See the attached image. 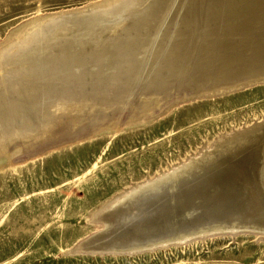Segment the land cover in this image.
Returning <instances> with one entry per match:
<instances>
[{
  "label": "rangeland",
  "instance_id": "rangeland-1",
  "mask_svg": "<svg viewBox=\"0 0 264 264\" xmlns=\"http://www.w3.org/2000/svg\"><path fill=\"white\" fill-rule=\"evenodd\" d=\"M163 1L0 0V104L53 57L111 74L148 22L141 81L46 101L37 84L38 116L0 128V264H264V0ZM175 53L186 71L148 85Z\"/></svg>",
  "mask_w": 264,
  "mask_h": 264
},
{
  "label": "bare ground",
  "instance_id": "bare-ground-1",
  "mask_svg": "<svg viewBox=\"0 0 264 264\" xmlns=\"http://www.w3.org/2000/svg\"><path fill=\"white\" fill-rule=\"evenodd\" d=\"M163 2V0H155L147 12L148 16L153 15ZM245 3L247 4V2L243 1L240 4ZM93 16L94 13L89 11L85 14L74 15L68 18L73 20L76 24H79L80 21L90 19ZM147 23L144 15L139 17L129 30L132 34L131 37L126 42H115L112 44L114 48L111 54L114 57L111 55V58H113V60L116 59L118 63L114 68L112 67V73L109 75H105L102 71V63L104 65L106 62L104 63L101 57H95L96 60L94 61L96 66L100 65V67H97L95 71H88L86 70V66L89 62L87 57L84 55L75 56L71 53L61 56L64 61L59 64L58 71H56V69L53 71V65L56 66V63L60 62L59 60H61V57H53L50 59L47 65H52V68L44 73H36L34 65H32V68L22 76L17 86L13 89V94L16 96V99L11 102L0 104V128L4 129V131L10 130L17 121L25 124L29 119H34L38 116L40 106L43 105V102L55 96L78 97L80 95H85L86 91L90 93L98 91L102 88L103 84L107 82H111L114 85H121L123 83L124 85L121 90L125 91L128 87L141 81L143 75L137 73L139 60L135 59L134 52L139 47V32ZM70 30L71 29L67 28L64 31L68 32ZM175 54L167 57L163 65L161 63V66H158V64L155 66L152 77H149L146 81L148 85L157 86L164 79V76L171 78L175 76L176 73L182 74L186 71V68L181 66L183 57L177 54L175 56ZM158 62H160V60H158ZM37 84L47 86L45 101L42 102V100L37 99L30 100L29 103V101L23 100L24 97L30 93V88ZM75 87L76 90H74ZM69 90L73 91L68 92ZM23 110H26V112L23 113ZM19 113L23 115L21 116ZM166 192L165 190H161L152 197L140 200L138 202V208H145L157 203L168 193ZM137 212H139V210L124 219H120V226H127L134 222L136 220L135 218L138 216ZM94 241L95 239L91 240L92 243Z\"/></svg>",
  "mask_w": 264,
  "mask_h": 264
}]
</instances>
